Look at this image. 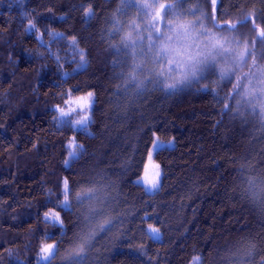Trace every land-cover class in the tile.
<instances>
[{"label":"trees","instance_id":"obj_1","mask_svg":"<svg viewBox=\"0 0 264 264\" xmlns=\"http://www.w3.org/2000/svg\"><path fill=\"white\" fill-rule=\"evenodd\" d=\"M159 1L157 27L173 20L203 42L221 40L202 77L167 74L150 47L160 27L147 31L152 21L122 0H0V264H38L44 242H58L51 264L81 246L82 264H188L194 254L202 264H264V100L246 85L256 78L264 92V3ZM253 10L255 25L237 24ZM89 92L87 130L57 127L55 106ZM73 137L83 148L69 160ZM155 137L174 144L153 154L162 177L148 193L136 179ZM65 179L62 233L43 212Z\"/></svg>","mask_w":264,"mask_h":264},{"label":"snow or ice","instance_id":"obj_2","mask_svg":"<svg viewBox=\"0 0 264 264\" xmlns=\"http://www.w3.org/2000/svg\"><path fill=\"white\" fill-rule=\"evenodd\" d=\"M247 2V0H246ZM15 3L17 5H23L25 3V0H15ZM217 3L222 4L223 0H217ZM261 3H264V0H261ZM122 5H128L131 7H136L141 13L145 11V6H140L134 4L133 0H122ZM233 7L236 5H232ZM171 6H165L162 10V16L169 11ZM121 9H117V14L119 15ZM194 14V13H193ZM21 15H26L23 11L21 12ZM94 15L93 8L89 6L84 10V19L87 21ZM241 15L243 16V19L237 21V24H244L248 23L249 21L255 25L258 19L260 17L257 15V13L253 11H249L247 13H244L241 11ZM264 23V21H262ZM156 24V21H153L152 25H149V29L151 30ZM28 26L29 28L34 29L36 32H39V29L36 27V24L33 23L32 20H28ZM161 29L164 27L168 28V31L170 33L169 36L165 37L162 33L153 32L152 35V42L150 43V47L153 48V50L156 52V63H160L162 60L168 61V70L172 72H177L182 70V75L184 77V81L187 82L190 79L194 80L198 77H202L203 74L209 69L212 68L214 65L210 61V57L205 52L204 49L199 47L195 40L198 39V35H204V33H200L197 36H193V27L187 24H178L176 26L171 25H164L162 20L160 22ZM228 27V30H234L235 25L232 26H221V28ZM118 31V27H117ZM253 31H255V28H253ZM49 35H57L62 36L60 33H53L49 32ZM37 39L40 40L41 37L37 35ZM156 41H162L160 44H156ZM258 42H264V33L257 36ZM143 41H136L134 44H128L126 47H134L135 44H142ZM77 45V38L73 36L70 40V46L75 47ZM209 50H215L219 47H222V43H217L216 38H211L208 41ZM51 50L49 49V52ZM79 57H80V64L86 63V53L83 49H79ZM57 62H59V57L55 56L53 54ZM64 75H67V73H64ZM169 89H175V86H172ZM168 89V90H169ZM167 90V91H168ZM93 99V93L89 92L86 96L71 98L64 100V105H75L74 107H65L61 105L55 106V112L57 115L53 116V121L56 123L57 127H60L62 123L69 124L73 129H76L77 127H81L82 130H87V126L89 123H91V116L89 114L91 109ZM83 113V115L80 116V119L71 120L68 119L72 116V114L77 113V111ZM160 141L159 139L153 140V150L149 151L148 153V163L144 165V174L141 176L140 180L136 183H143L146 190L149 192H155L159 191L160 189V176H161V170L160 165L158 163H155L152 159L153 151L156 149V147L159 145ZM171 143V141H169ZM70 151H69V160L73 157H77L80 150L83 148L82 145H79L75 141V137L72 138L68 145ZM69 160H65V166L67 167L69 165ZM69 182L67 179L63 181V192L62 195L65 197L64 200H59L56 207H53L54 212H45L43 215V220L45 223L53 224L55 226H59L61 229V232H64V224L60 218V210L59 209H66L70 210V204H69ZM51 195V193H49ZM149 233L155 237L159 238L160 235V229L153 227L152 225H149L148 227ZM47 239V237H46ZM59 250L58 242L48 244L47 242H44L41 244L38 254V264L40 261H46L48 264H51V261L56 258V254ZM84 247L81 246L77 249L76 252H70L66 253L65 257L62 260V264H82L83 261V254H84ZM143 251V250H142Z\"/></svg>","mask_w":264,"mask_h":264},{"label":"rangeland","instance_id":"obj_3","mask_svg":"<svg viewBox=\"0 0 264 264\" xmlns=\"http://www.w3.org/2000/svg\"><path fill=\"white\" fill-rule=\"evenodd\" d=\"M142 3H143V5H145V11L143 12V16H144V19L146 18V20L148 19H150L151 21H152V24H153V21H156V18H157V15H158V12H159V9L163 6V3L162 2H160L159 0H142ZM157 23V22H156ZM163 24L164 25H166V26H168V25H171V26H176V25H178V24H182L181 22L180 23H177V22H175V21H173V20H170V21H163ZM148 27L149 26H146V28H147V31H148ZM155 28H156V30L157 29H159L158 27H160V33H162L165 37H167V36H169L170 35V33H169V31H168V28L167 27H164L163 29H161V26H159L158 25V27H157V25H155L154 26ZM158 32V31H157ZM158 32V33H159ZM194 36H196V34L194 35ZM207 38H206V40H207V42H206V40L203 42L201 39H196L195 40V43L199 46V47H201L202 49H206V53L208 54L209 53V46H208V41L211 39V38H216V42L217 43H221V40L219 39V37L218 36H216V35H207L206 36ZM205 39V38H204ZM160 43H162V41H160ZM166 67V66H165ZM263 72V75H264V69L262 70ZM166 72H167V74L168 73H171V74H174L175 76H179V74H181L182 73V70L181 71H177V72H172V71H169L168 70V61H167V67H166ZM247 91H251V92H253V94H252V97L254 98V100L256 101V102H262L263 100H264V92H262V94H257V90L259 89V88H257V86L259 85V82H258V80L256 79V78H254V79H250L248 82H247ZM259 87V86H258ZM87 94H83V95H81V96H86ZM81 96H76V97H81ZM76 97H72L73 99L74 98H76ZM92 103H93V99H92ZM63 106H65V105H63ZM75 105H67V106H65V107H74ZM260 106H262V107H264V102L260 105ZM91 107H92V104H91ZM91 110V109H90ZM258 112H259V114L261 115L263 112H264V110H262V109H259L258 108ZM89 114H90V112H89ZM81 115H83V113H81V112H79V110L77 111V113H74V114H72V116L71 117H69L68 119H73V120H76V119H79L80 118V116ZM78 128H81V127H78ZM155 139H157L156 137L154 138V140ZM160 141V143H159V145L156 147V149L153 151V154L155 153V151L156 150H158L159 148H163V147H168V148H170V147H173V140H170L171 141V143H169V141H161V140H159ZM153 150V142H152V145H151V147H150V149H149V151H152ZM149 153V152H148ZM152 159H153V156H152ZM149 161H148V155H147V158H146V163H148ZM145 163V164H146ZM160 170H161V168H160ZM144 174V170H143V173H142V175ZM141 175V176H142ZM140 176V177H141ZM140 177L139 178H137L136 179V182L137 181H139L140 180ZM161 177H162V170H161V176H160V182H161ZM138 184H140V185H142L144 188H145V186H144V184L143 183H138ZM145 190H146V188H145ZM148 193H153V192H149L148 190H146ZM148 233H149V231H148ZM150 234V233H149ZM151 235V234H150ZM152 236V235H151ZM153 237V236H152ZM159 237H160V235H159ZM155 238V237H154ZM156 239H158V238H156ZM45 263L46 261H40L39 263ZM38 263V262H37Z\"/></svg>","mask_w":264,"mask_h":264},{"label":"clouds","instance_id":"obj_4","mask_svg":"<svg viewBox=\"0 0 264 264\" xmlns=\"http://www.w3.org/2000/svg\"><path fill=\"white\" fill-rule=\"evenodd\" d=\"M80 119V118H79ZM141 178V177H140ZM61 194H62V192H63V183H62V186H61ZM64 196L63 195H61V200H64ZM55 210L54 209H52V208H47L44 212H43V215H44V213L45 212H54ZM59 215H60V218H61V220H62V222H63V224H64V219H63V217H62V214H61V212L59 213ZM48 244H52L53 242H47ZM188 264H202V259H201V257H200V255L199 254H194L193 256H191L190 257V259H189V261H188Z\"/></svg>","mask_w":264,"mask_h":264}]
</instances>
